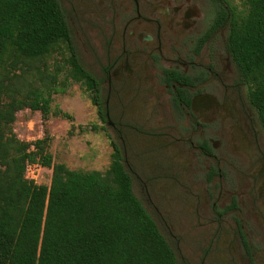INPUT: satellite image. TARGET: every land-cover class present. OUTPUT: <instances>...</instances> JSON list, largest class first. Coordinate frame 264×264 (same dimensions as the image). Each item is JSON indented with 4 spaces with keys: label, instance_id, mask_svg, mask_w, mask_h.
<instances>
[{
    "label": "flooded vegetation",
    "instance_id": "obj_1",
    "mask_svg": "<svg viewBox=\"0 0 264 264\" xmlns=\"http://www.w3.org/2000/svg\"><path fill=\"white\" fill-rule=\"evenodd\" d=\"M66 4L133 191L177 261L264 264V124L230 46L229 1Z\"/></svg>",
    "mask_w": 264,
    "mask_h": 264
},
{
    "label": "trees",
    "instance_id": "obj_2",
    "mask_svg": "<svg viewBox=\"0 0 264 264\" xmlns=\"http://www.w3.org/2000/svg\"><path fill=\"white\" fill-rule=\"evenodd\" d=\"M242 3L243 12L231 7L229 42L264 124V0ZM54 54L62 62L51 61ZM72 81L104 119L100 83L79 62L59 1L0 0V264H178L114 141L110 164L99 171L52 163L47 131L33 141L16 136L23 108L45 121H72L52 107L53 94ZM34 163L52 169L48 185L26 176Z\"/></svg>",
    "mask_w": 264,
    "mask_h": 264
},
{
    "label": "rangeland",
    "instance_id": "obj_3",
    "mask_svg": "<svg viewBox=\"0 0 264 264\" xmlns=\"http://www.w3.org/2000/svg\"><path fill=\"white\" fill-rule=\"evenodd\" d=\"M58 1L68 14L66 0ZM228 1L230 6L243 12L242 0ZM73 42L75 46H79L84 62H88L76 35H73ZM54 58L62 62L60 54H54L51 61ZM89 66L96 70L94 66ZM55 106L69 112L73 120L51 115L45 121L39 110L23 108L16 113L13 123L16 136L21 140L33 141L41 138L47 131L50 136L48 151L52 155V163L63 162L71 169L106 170L111 161L112 138L116 140L118 138L113 129L100 117L97 106L92 103L88 92L80 83L72 81L65 91L53 94L52 107ZM109 108L112 118L116 119L117 114L112 100ZM51 173V168L34 163L27 166L25 174L33 178L36 183L48 185ZM134 191L139 192L138 184ZM178 264L185 262L179 261ZM188 264H192V261H188Z\"/></svg>",
    "mask_w": 264,
    "mask_h": 264
},
{
    "label": "built area",
    "instance_id": "obj_4",
    "mask_svg": "<svg viewBox=\"0 0 264 264\" xmlns=\"http://www.w3.org/2000/svg\"><path fill=\"white\" fill-rule=\"evenodd\" d=\"M28 165H29V164H28ZM28 165H27V166H28ZM26 176H27V175H26ZM27 177H28V176H27Z\"/></svg>",
    "mask_w": 264,
    "mask_h": 264
}]
</instances>
